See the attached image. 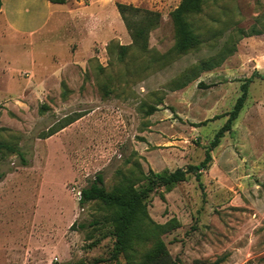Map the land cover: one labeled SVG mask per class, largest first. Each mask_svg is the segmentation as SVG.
I'll return each mask as SVG.
<instances>
[{"label": "rangeland", "instance_id": "rangeland-1", "mask_svg": "<svg viewBox=\"0 0 264 264\" xmlns=\"http://www.w3.org/2000/svg\"><path fill=\"white\" fill-rule=\"evenodd\" d=\"M178 2L1 0L0 264H126L77 191L97 172L110 188L137 167L198 163L254 71L200 184L159 187L147 210L176 219L161 238L178 264H264V0H204L199 44L180 53ZM117 3L159 13L145 50Z\"/></svg>", "mask_w": 264, "mask_h": 264}, {"label": "trees", "instance_id": "trees-1", "mask_svg": "<svg viewBox=\"0 0 264 264\" xmlns=\"http://www.w3.org/2000/svg\"><path fill=\"white\" fill-rule=\"evenodd\" d=\"M51 3L63 4L67 0H47ZM204 0H179L170 12L174 31V50L185 52L199 44V37L194 32L190 17L202 10ZM1 6V0H0ZM116 8L126 26L131 38V46L140 50L147 47L148 32L158 24L159 13L141 9L129 4L117 3ZM130 45H124L126 49ZM255 71L240 84V94L237 96L223 125L214 133L209 146L204 150L203 158L196 164L177 167L173 170L154 171L148 168L144 172L140 167L129 174H121L119 181L110 188L104 186L101 172L94 174L88 183L79 189L78 205L88 202L99 205L104 214L93 219L88 224L97 225L100 222L111 227L114 244L110 259L121 256L126 264H178L161 238V234L178 226L174 217L159 223L154 221L147 210V198L162 187L170 190L176 183L184 181L188 174H193L200 184L201 171L206 169L211 159L210 150L215 147L223 135L230 129L233 120L242 108ZM152 108L150 109V112ZM5 145L0 142V149ZM8 148V147H6ZM163 199V193L159 194ZM85 225L83 224V228ZM77 262L73 264H95ZM57 264V263H53Z\"/></svg>", "mask_w": 264, "mask_h": 264}, {"label": "built area", "instance_id": "built-area-1", "mask_svg": "<svg viewBox=\"0 0 264 264\" xmlns=\"http://www.w3.org/2000/svg\"><path fill=\"white\" fill-rule=\"evenodd\" d=\"M77 194H78V198H79V190L77 191Z\"/></svg>", "mask_w": 264, "mask_h": 264}, {"label": "crops", "instance_id": "crops-1", "mask_svg": "<svg viewBox=\"0 0 264 264\" xmlns=\"http://www.w3.org/2000/svg\"><path fill=\"white\" fill-rule=\"evenodd\" d=\"M0 9H1V6H0Z\"/></svg>", "mask_w": 264, "mask_h": 264}]
</instances>
